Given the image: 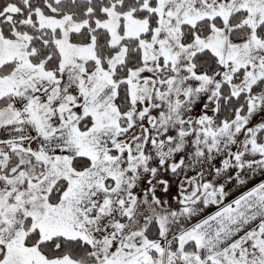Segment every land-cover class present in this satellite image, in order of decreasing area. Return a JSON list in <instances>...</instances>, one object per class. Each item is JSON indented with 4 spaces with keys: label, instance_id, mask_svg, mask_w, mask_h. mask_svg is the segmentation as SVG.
<instances>
[{
    "label": "snow or ice",
    "instance_id": "snow-or-ice-1",
    "mask_svg": "<svg viewBox=\"0 0 264 264\" xmlns=\"http://www.w3.org/2000/svg\"><path fill=\"white\" fill-rule=\"evenodd\" d=\"M0 264H264V0H0Z\"/></svg>",
    "mask_w": 264,
    "mask_h": 264
},
{
    "label": "rangeland",
    "instance_id": "rangeland-1",
    "mask_svg": "<svg viewBox=\"0 0 264 264\" xmlns=\"http://www.w3.org/2000/svg\"><path fill=\"white\" fill-rule=\"evenodd\" d=\"M256 181H253V183H255ZM251 186V185H250ZM243 190H246V189H240L239 191H236L233 193V195H239L240 194V191H243Z\"/></svg>",
    "mask_w": 264,
    "mask_h": 264
}]
</instances>
